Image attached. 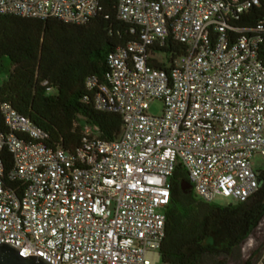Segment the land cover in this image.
<instances>
[{"label": "built area", "instance_id": "2783aa9c", "mask_svg": "<svg viewBox=\"0 0 264 264\" xmlns=\"http://www.w3.org/2000/svg\"><path fill=\"white\" fill-rule=\"evenodd\" d=\"M111 1L137 35L108 54L105 84L86 81L95 110L120 116L112 141L86 127L75 150L52 148L45 131L0 104V245L20 257L157 264L178 166L205 203L245 202L257 190L250 160L264 159V19L238 24L258 0ZM101 11V0H0V18L84 25ZM168 38L184 53L169 71L152 68L151 48ZM154 101L158 116L148 113Z\"/></svg>", "mask_w": 264, "mask_h": 264}, {"label": "trees", "instance_id": "16d2710c", "mask_svg": "<svg viewBox=\"0 0 264 264\" xmlns=\"http://www.w3.org/2000/svg\"><path fill=\"white\" fill-rule=\"evenodd\" d=\"M241 19L238 26H251L264 19V0ZM102 11L84 25L57 20H30L15 16L0 18V104L7 103L49 137L48 145L73 151L86 127L97 128L91 136L112 141L121 128L117 113L95 110V90L86 81L106 83L107 56L118 47L136 42L129 26L116 19L111 0H101ZM185 51L184 45L166 39L153 46L148 64L169 71ZM4 125L0 116V132ZM1 159L7 172L11 157ZM258 187L245 202L217 206L198 200L194 192L181 190L188 183L181 166L170 178V200L165 208L164 238L158 254L161 264H264V167L257 170ZM8 187L7 184H5ZM222 231L220 248L206 244ZM261 259L262 262H261Z\"/></svg>", "mask_w": 264, "mask_h": 264}, {"label": "rangeland", "instance_id": "374dc122", "mask_svg": "<svg viewBox=\"0 0 264 264\" xmlns=\"http://www.w3.org/2000/svg\"><path fill=\"white\" fill-rule=\"evenodd\" d=\"M4 80H5V73L3 71H0V86ZM161 109H162V104L159 101H154L150 104L148 113L151 116H158L161 113ZM250 163H251L252 168L255 170H260V169H263V167H264V159L259 154H254L250 160ZM212 203L217 205V206H227V205L233 204L235 202L232 198L216 196L213 199ZM263 241H264V236L256 235L253 238V242H255L256 244H259ZM206 244H210L213 247L220 248L224 244L222 231L219 230L218 232L213 233L207 239ZM262 260L263 259H261V262H262ZM157 264H161V262L158 261ZM232 264H237V263H232Z\"/></svg>", "mask_w": 264, "mask_h": 264}, {"label": "water", "instance_id": "95a60500", "mask_svg": "<svg viewBox=\"0 0 264 264\" xmlns=\"http://www.w3.org/2000/svg\"><path fill=\"white\" fill-rule=\"evenodd\" d=\"M181 190L191 191V186L189 183H181ZM0 264H48L41 258L30 257L23 258L20 257L17 251L8 246V245H0Z\"/></svg>", "mask_w": 264, "mask_h": 264}, {"label": "snow or ice", "instance_id": "6c2138e0", "mask_svg": "<svg viewBox=\"0 0 264 264\" xmlns=\"http://www.w3.org/2000/svg\"><path fill=\"white\" fill-rule=\"evenodd\" d=\"M40 255H43L42 253Z\"/></svg>", "mask_w": 264, "mask_h": 264}]
</instances>
